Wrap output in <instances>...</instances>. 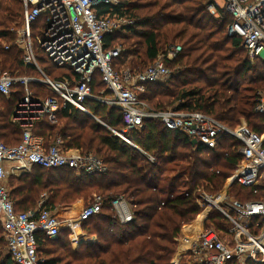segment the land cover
I'll use <instances>...</instances> for the list:
<instances>
[{"label":"trees","instance_id":"1","mask_svg":"<svg viewBox=\"0 0 264 264\" xmlns=\"http://www.w3.org/2000/svg\"><path fill=\"white\" fill-rule=\"evenodd\" d=\"M210 5L216 7L215 13L208 10ZM123 6L135 23L126 31L105 35V47L121 39H129L124 43L132 45L129 41L134 37V42L143 47L145 61H135L137 49L129 46L116 62L118 69L127 63L131 70L141 72L168 46L182 47L167 62L176 68L174 73L166 80L147 83L139 93L141 100L156 111L172 107L176 111L202 112L231 128L245 119L252 130L264 131V115L255 111L257 92L264 91V59L251 60L242 47V37L229 36L233 18L216 0H121L114 8L120 11ZM100 7L105 13L111 5ZM23 10V0H0V73L40 78L37 68L23 63L17 36L11 31L21 25ZM37 56L48 76H73L70 69L53 64L43 50L38 49ZM104 88L97 75L94 93ZM30 89L39 97L54 95L41 83L31 82ZM24 95L25 88L20 84L9 96L0 93V138L9 145L18 144L22 138L23 127L14 123L13 117ZM3 98L7 104L1 101ZM87 104L101 122L66 105L59 109L57 123L46 117L35 124L34 132L44 136L48 144L60 137L67 148L101 157L108 167L104 174L35 166L30 172L9 176L10 196L20 212L35 210L45 194L46 205L53 210L92 194L103 197L101 211L81 224L83 231L96 236V241L74 249L68 239L70 231H61L55 239L39 240V264H171L183 226L201 213L192 192L199 185L210 193L221 189L240 160L239 142L222 136L214 149L200 142L193 145L185 133L170 130L159 120L146 119L141 130L128 132L131 144L103 124L122 129L119 109L94 100ZM231 192L240 200L256 198L241 186ZM119 196L134 205V218L125 224L112 209V200ZM203 216L196 220V231ZM211 226L217 230L226 227L216 211L211 212L205 225ZM1 230L0 224V264H15ZM180 264L196 263L183 259Z\"/></svg>","mask_w":264,"mask_h":264},{"label":"built area","instance_id":"2","mask_svg":"<svg viewBox=\"0 0 264 264\" xmlns=\"http://www.w3.org/2000/svg\"><path fill=\"white\" fill-rule=\"evenodd\" d=\"M120 4L121 0H23L22 23L11 31L17 36L16 45L22 52L23 63L34 66L43 76L0 73V93L4 96L11 95L17 84L25 88L13 117V121L23 127L21 141L9 145L0 138V224L7 253L15 264H39V240L57 238L63 227V221L46 205L45 195L35 210L16 211L7 185L10 175L30 172L35 166L69 167L87 174L107 171L101 157L67 148L60 137L48 144L44 136L34 132L35 124L46 117L57 123L58 111L66 105L97 119L87 104L94 100L121 111L122 129L103 124L115 136L131 144L128 132L141 130L146 119L159 120L168 129L183 132L191 141L196 139L211 149L222 136L239 142L240 160L226 178L223 190L215 194L199 186L192 192L201 211L208 215L207 220L211 212L216 211L226 227L200 228L191 237L179 235L171 264H180L183 259L196 264L264 263V131L252 130L245 119L231 128L202 112L176 111L172 107L156 111L141 100L139 93L147 83L171 76L167 62L172 61L182 47L168 46L141 72L126 65L118 69L116 62L124 48L117 42L107 49L105 35L126 31L135 23L126 7L115 10L114 6ZM101 5H111V8L103 13ZM223 8L233 18L228 34L242 37V47L251 60L264 59V0H225ZM208 10L215 13L216 7L210 5ZM38 49L56 66L73 71V76L64 74L60 79L48 76L39 65ZM97 75L105 88L95 94L93 83ZM31 82L41 83L54 95L36 96L30 89ZM255 111L264 115L261 91L257 92ZM148 158L154 160L151 156ZM234 186L250 189L256 198H236L231 193ZM103 202V197L95 194L78 215V222L82 224L99 213ZM111 203L121 223L133 220L134 205L124 197L119 196Z\"/></svg>","mask_w":264,"mask_h":264},{"label":"rangeland","instance_id":"3","mask_svg":"<svg viewBox=\"0 0 264 264\" xmlns=\"http://www.w3.org/2000/svg\"><path fill=\"white\" fill-rule=\"evenodd\" d=\"M216 3L220 6V7H223L224 5H225V0H216ZM135 39L136 38H134V37H132L131 39H130V43L132 44V45H130L128 42H126V43H124L125 41H127V40H129V39H126V40H119L118 41V43H120V44H122V47L125 49V48H127V47H129L130 46V49H137V59L136 58H133L135 61H145V54H144V50H143V47L141 46V44H139L138 42H134L135 41ZM135 43V44H134ZM128 45V46H127ZM243 55V54H242ZM132 57L133 56H131V57H129L128 59H127V62H129L130 61V59H132ZM243 57V56H242ZM262 59V58H261ZM125 65H127V63H124ZM148 64H145V66H147ZM129 67H131L130 65H128ZM144 66V67H145ZM135 68V67H134ZM168 68L171 70V73H174V71H175V67H173L172 65H168ZM46 74H49L48 72H45ZM41 76H43V74H40ZM50 75V74H49ZM51 77L53 78V76L51 75ZM262 93H264V91H261ZM1 101L4 103V104H7V101H6V98H3V99H1ZM151 105V104H150ZM152 106V105H151ZM170 107V106H169ZM97 120V119H96ZM97 121H100V120H97ZM246 121V120H245ZM101 122V121H100ZM247 122V121H246ZM248 124V123H247ZM7 185H8V188H10V184H9V178H8V181H7ZM199 186H201V185H199ZM224 186H225V182H224V185L221 187V189H219V191L218 192H216V193H219V192H221L222 190H223V188H224ZM203 187V186H202ZM235 187V186H234ZM232 190H233V188H232ZM215 193V194H216ZM232 193V192H231ZM95 194H92V195H90V197L88 198V199H86V200H84L83 198H81V199H78L77 201H75L74 202V204L75 205H78V204H80V208H78V209H76V211H75V214L74 215H76V216H74L75 218H77L78 217V215L80 214V212L83 210V208L84 207H86L90 202H91V198L94 196ZM233 196H235L234 194H233ZM45 200L47 201L48 200V195L47 194H45ZM246 199H250V198H246ZM202 215H204L203 216V218H202V220L199 222L200 223V228L201 229H203V228H205V225H206V223H207V218H208V215L206 216L202 211H201V213L196 217V219L193 221V222H191V223H189V224H186V225H184L183 226V228H182V230H181V233H180V235H182V236H186V237H191V236H193V235H195L197 232H196V229H197V227H195V224H196V220L198 221V218H199V216H202ZM196 232V233H195ZM1 234L3 235V232H2V230H1ZM7 250V249H6Z\"/></svg>","mask_w":264,"mask_h":264},{"label":"crops","instance_id":"4","mask_svg":"<svg viewBox=\"0 0 264 264\" xmlns=\"http://www.w3.org/2000/svg\"><path fill=\"white\" fill-rule=\"evenodd\" d=\"M16 112V111H14ZM14 122V121H13ZM17 123V122H14ZM19 124V123H18ZM21 126V125H20ZM80 208V204L74 203L67 206H58L54 212L63 221L62 231L69 230L68 239L74 249L78 248L82 243H91L96 241L95 235H90L82 230L81 224L74 215L76 209ZM72 228H74L72 230Z\"/></svg>","mask_w":264,"mask_h":264},{"label":"water","instance_id":"5","mask_svg":"<svg viewBox=\"0 0 264 264\" xmlns=\"http://www.w3.org/2000/svg\"><path fill=\"white\" fill-rule=\"evenodd\" d=\"M229 36H234V34L233 33H229ZM191 142H192L193 145L198 143V141L196 139L192 140Z\"/></svg>","mask_w":264,"mask_h":264}]
</instances>
